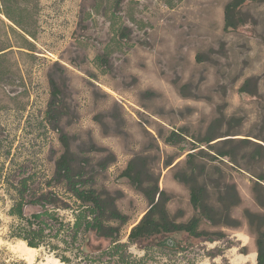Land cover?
Segmentation results:
<instances>
[{"label":"rangeland","instance_id":"374dc122","mask_svg":"<svg viewBox=\"0 0 264 264\" xmlns=\"http://www.w3.org/2000/svg\"><path fill=\"white\" fill-rule=\"evenodd\" d=\"M172 1L169 6L165 0H39L28 48L0 15V48L9 47L0 52V264H59L43 248H35L31 257L12 251L20 239L6 237L15 219L7 213L14 191L4 177L8 173L9 183L15 184L33 176L29 187L36 196L50 189L54 161L63 152L60 132L69 137L76 166L114 197L130 223L148 206L122 174L130 161L167 192L170 213L185 220L194 211L188 187L174 173L184 165L193 137L213 121L220 134L210 142L214 146L200 145V160L213 166L212 179L221 176L235 184L241 201L232 216L240 225L203 222L202 228L223 235L175 237L198 257L196 264H252L249 259L231 263L252 253L256 264L255 239L243 210L261 211L251 185L264 161L244 159L237 165L218 156L223 147L216 141L245 137L264 145V0L246 1L244 24L230 30L223 29L229 0ZM112 26L125 27L127 37L114 35ZM98 55L107 58L106 64H97ZM50 78L63 105L57 129L45 120ZM179 128L184 140L165 143V135ZM67 197L61 201L74 207ZM39 210L29 203L23 208L26 215ZM59 214L72 219L70 209Z\"/></svg>","mask_w":264,"mask_h":264},{"label":"trees","instance_id":"16d2710c","mask_svg":"<svg viewBox=\"0 0 264 264\" xmlns=\"http://www.w3.org/2000/svg\"><path fill=\"white\" fill-rule=\"evenodd\" d=\"M38 1L0 0V15L7 20L6 26L12 32H20L27 48L30 46L28 38L35 37ZM246 1L249 0H229L225 4L224 30L244 24L241 7ZM165 2L169 6L173 5L172 0ZM0 21L3 22L1 17ZM112 29L114 35L121 36L119 38L128 35L125 27L114 29L112 26ZM7 48H0V52ZM95 61L102 65L106 64L107 58L98 55ZM49 83L51 96L45 120L53 129H57L63 105L56 81L50 78ZM227 128L226 132H230L232 126ZM182 130H170L164 137L165 143L179 145L184 140ZM219 134V127L213 121L204 133L194 136L192 147L185 155L184 165L174 173L175 179L188 187L189 201L194 211L185 220H177L170 213L167 208V192L160 189L158 182L148 173L132 167L130 161L122 174L143 194L148 203L141 217L130 223L129 217L117 207L114 197L96 188L94 180L86 176L83 167L76 166L69 137L60 132L63 152L54 161L53 174L47 181L50 189L36 196L35 192H30L29 187L33 176L20 177L15 184L9 183L8 173L4 177L14 191L7 213L15 219L8 225L6 237L20 239L32 248H43L63 264H196L198 257L189 255L188 246L176 239L175 234L204 237L211 233L219 238L223 235L222 231L209 232L202 228L203 222L232 228L240 225V221L232 216V209L241 201L235 184L223 180L221 176L212 179L215 174L213 166L200 160L204 153L200 145L214 146L210 142L217 139ZM216 142L224 148L217 151L218 156L227 157L237 165L244 159L252 164L264 161V145L251 139L225 138ZM228 142L236 145L226 147ZM170 164L166 163L167 166ZM210 186L214 191H211ZM55 188L63 191H56ZM251 191L261 211L245 208L243 217L254 235L256 264H264V170L253 174ZM64 195L73 200L74 207L61 201ZM28 203L39 205L41 210L26 215L23 208ZM62 209H70L71 220L66 221L59 214ZM90 237L103 240L106 244L91 245Z\"/></svg>","mask_w":264,"mask_h":264},{"label":"bare ground","instance_id":"6f19581e","mask_svg":"<svg viewBox=\"0 0 264 264\" xmlns=\"http://www.w3.org/2000/svg\"><path fill=\"white\" fill-rule=\"evenodd\" d=\"M11 249L12 251H15L18 255L20 256H30L31 257V253H33L36 249L29 247L26 245V243L24 241H17L15 244L11 245ZM248 259L250 260V262L252 264H254V260H255V253L252 254H248L246 256H236L231 260V263H238L241 261H247ZM54 261L58 262L59 264H63L61 262H59L57 259H54Z\"/></svg>","mask_w":264,"mask_h":264}]
</instances>
